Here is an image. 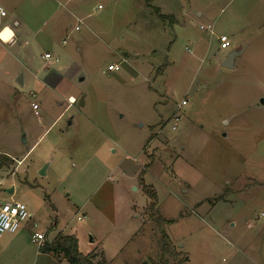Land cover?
Returning <instances> with one entry per match:
<instances>
[{
	"label": "rangeland",
	"instance_id": "rangeland-1",
	"mask_svg": "<svg viewBox=\"0 0 264 264\" xmlns=\"http://www.w3.org/2000/svg\"><path fill=\"white\" fill-rule=\"evenodd\" d=\"M90 1L87 27L70 18L31 71L0 46V200L31 213L0 238V264H44L32 236L52 229L105 264H264V0L217 21L187 0L183 30L159 0ZM221 34L234 35L225 56L244 50L233 69Z\"/></svg>",
	"mask_w": 264,
	"mask_h": 264
},
{
	"label": "crops",
	"instance_id": "crops-1",
	"mask_svg": "<svg viewBox=\"0 0 264 264\" xmlns=\"http://www.w3.org/2000/svg\"><path fill=\"white\" fill-rule=\"evenodd\" d=\"M201 1L202 0H193V5H198L199 9H201V11L197 12L198 17L204 18L212 16V21L214 18L217 21L229 11L234 0H204V3H201ZM51 2L53 3V10L49 14L51 17L48 20L42 19L39 23L37 20L38 11L41 9L45 10V7H47L46 3ZM90 2V0H0V8H2L6 13V16L4 17L0 14V33L2 31L1 36L7 41L8 36L12 31V36L9 42L0 40V46L4 49L8 56L15 58V61L18 62L20 68L24 66L27 70L31 71L32 69L29 67L31 66V60L35 51L37 52L38 50H41L40 48L43 44L52 45L49 42L55 41L56 36H61V34L67 32V23L70 18L76 19L78 24H83L84 27H87V25L84 24V19L86 18L84 16H86L88 10L86 8ZM55 3H57V5ZM159 3L161 4V9L169 10L165 12L166 14H164V16L167 17L170 25L180 27L182 30L187 27L189 20L187 0H159ZM99 7L101 6H94L96 9ZM171 8L174 9L172 10ZM32 11L33 13H31ZM230 21L233 22L231 19ZM208 26L213 28V24ZM231 30H233L232 27ZM222 35L225 34H221L220 36ZM232 36L228 37L230 39L231 47L233 42V39H231ZM62 44L66 45V41H63ZM240 48H235L233 50H238ZM224 52L225 51L221 50L218 52L223 59L225 57ZM18 55H22L23 59L18 60ZM43 55L40 57L42 61H44L42 57ZM24 86H26L25 80ZM52 230H54V233L50 241H48V234H45V240L42 245L35 243L33 241V237L36 233H39L36 232L32 236V243L39 250H41L45 244H51L59 235L55 232L56 229ZM80 250L81 247L79 243V251ZM89 254L91 253L87 252L84 255ZM36 257L38 258L37 261L39 259H43L44 264H69L62 255H55L53 253L42 252Z\"/></svg>",
	"mask_w": 264,
	"mask_h": 264
},
{
	"label": "built area",
	"instance_id": "built-area-1",
	"mask_svg": "<svg viewBox=\"0 0 264 264\" xmlns=\"http://www.w3.org/2000/svg\"><path fill=\"white\" fill-rule=\"evenodd\" d=\"M101 7H99L100 9ZM0 14L2 17L6 16L5 11L0 8ZM202 30H206L213 34V28L211 26L201 27ZM76 30L78 31L79 28L77 27ZM220 43L221 51H227L231 47L230 40L228 36L222 35L218 38ZM43 60L45 61V69H48V63L51 61L59 62L58 59H54L53 56L49 53L43 55ZM120 70V66L116 64H112L108 67L109 72H117ZM187 105V101L184 100L181 104L178 105V109H181L183 106ZM34 109H38V106H34ZM176 128V125L173 129ZM31 219V213L26 206V204L11 199L9 202L0 200V238L6 234L14 235L18 233L21 226ZM45 240V234L43 233H36L33 237V241L39 245H42Z\"/></svg>",
	"mask_w": 264,
	"mask_h": 264
},
{
	"label": "trees",
	"instance_id": "trees-1",
	"mask_svg": "<svg viewBox=\"0 0 264 264\" xmlns=\"http://www.w3.org/2000/svg\"><path fill=\"white\" fill-rule=\"evenodd\" d=\"M159 18L167 19L166 16L160 14H159ZM1 159H3L5 163L0 164V169L9 165L8 164L9 161L11 162L8 156H2ZM145 191H147V193L152 197V199H154L155 194L151 193L149 188H146ZM148 210L151 213H155L156 204L152 203V205L149 206ZM161 247H162L161 252L163 256L167 255L175 258L176 256L179 255L176 254V251L173 248L171 240L166 235H163L161 239ZM41 251L43 253H53L55 255H62L63 258L66 259L69 264H105V261L103 259L102 262L101 261L97 262L96 256H93L92 254L89 255L82 254L79 251V242L75 236L59 234L58 237L51 244L49 243L45 244L44 247L41 249ZM183 262H181L180 264H183Z\"/></svg>",
	"mask_w": 264,
	"mask_h": 264
},
{
	"label": "water",
	"instance_id": "water-1",
	"mask_svg": "<svg viewBox=\"0 0 264 264\" xmlns=\"http://www.w3.org/2000/svg\"><path fill=\"white\" fill-rule=\"evenodd\" d=\"M243 49L242 50H232L230 51L228 54H226L225 58L222 61V66L226 69H233L234 68V63L235 60L241 56L243 54ZM17 83L21 86H24V80H23V76L20 75L17 78ZM262 103L264 104V100H262ZM80 105L83 106L84 105V97L81 98L80 100ZM69 124H71V121L69 122ZM45 170L42 171V173L44 174ZM8 194L13 195L14 194V188L12 189H8L6 190Z\"/></svg>",
	"mask_w": 264,
	"mask_h": 264
}]
</instances>
